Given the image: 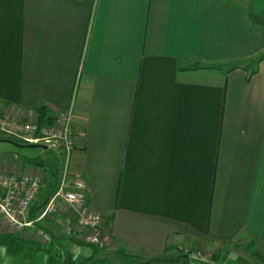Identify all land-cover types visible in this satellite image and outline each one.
I'll use <instances>...</instances> for the list:
<instances>
[{
    "label": "crops",
    "instance_id": "obj_1",
    "mask_svg": "<svg viewBox=\"0 0 264 264\" xmlns=\"http://www.w3.org/2000/svg\"><path fill=\"white\" fill-rule=\"evenodd\" d=\"M261 57L264 0H0V113L70 110L80 144L0 172L46 174L54 155L59 185L86 183L105 245L63 243L78 264H264Z\"/></svg>",
    "mask_w": 264,
    "mask_h": 264
},
{
    "label": "built area",
    "instance_id": "obj_2",
    "mask_svg": "<svg viewBox=\"0 0 264 264\" xmlns=\"http://www.w3.org/2000/svg\"><path fill=\"white\" fill-rule=\"evenodd\" d=\"M0 132L24 145L45 146L46 151L63 154L67 160L80 147L70 110L58 113L44 123L38 119L32 121L10 113H0ZM67 177L64 173L58 190L51 195L37 218L30 220V210L42 187V173L0 172V215L16 232L24 233L28 228L34 229V240L50 244L52 236L36 225L56 216L60 212L58 201L62 200L74 215L76 227L85 230L83 240L86 244L102 249L105 245L102 216L87 207V185L81 179L69 182ZM76 230L77 228L71 226L68 228L69 232ZM197 255L201 256V253Z\"/></svg>",
    "mask_w": 264,
    "mask_h": 264
},
{
    "label": "rangeland",
    "instance_id": "obj_3",
    "mask_svg": "<svg viewBox=\"0 0 264 264\" xmlns=\"http://www.w3.org/2000/svg\"><path fill=\"white\" fill-rule=\"evenodd\" d=\"M6 137V136H5ZM26 145L21 144L18 141H15L12 138L7 137V139H4L3 137H0V161H6L4 160L5 158H8V162L12 163V160L16 159L17 161L20 162H26V158H43L45 156V152H47L46 150L42 149V148H36V149H32V148H26L24 147ZM52 152V151H51ZM54 153V152H52ZM63 155V154H62ZM65 156V155H64ZM55 156L52 155V158H54ZM51 159L50 164L54 165V170H48L45 171L42 170L40 171L43 175V183L42 186L44 185V183L46 181H48V183L50 184L51 182H57V186L59 185V181L60 179L57 177L58 175H60L61 173V166L59 165V161ZM53 162V163H52ZM69 163V162H68ZM67 164V163H66ZM52 165V166H53ZM6 171V170H4ZM44 171V172H43ZM59 171V172H57ZM49 174V176L47 175ZM70 179H68L69 181ZM70 182V181H69ZM59 188V186L57 187ZM52 193L50 190L48 191V189L44 191L43 194H45L44 198L47 199L49 194ZM62 202L61 210L59 213L56 214V216H54L53 218L50 219V221H52L55 225H57L59 227L58 236H62V240H64L62 242V244H54L52 245L51 249L53 250V261H55L56 259H58V257L60 255H63L64 252V245L63 243L66 242H71V241H76L78 243H82V244H86V242L83 240V237L85 235V230L83 229H79L78 227H76V219L74 217V215H70L69 216V207L67 205H65V203L60 200ZM69 216V219H67ZM69 221L71 222V224L68 225ZM46 226V225H45ZM69 226H71L72 228H77L76 231H68ZM35 231V230H34ZM17 233V232H16ZM21 234V233H19ZM31 235V236H30ZM30 237L31 239H34L36 237L35 233L30 234L27 233V231L25 232V237ZM79 240V241H78ZM51 244V243H50ZM50 244H46L47 248L50 247ZM88 245V244H86ZM90 246V247H88ZM88 246H80L77 250V255H76V259H79L81 256L83 257H88L91 256L92 252L94 251L91 247V245ZM243 250H245L246 253L249 254H253V246L248 247V248H243ZM195 257H197V259L195 260H200L201 262L203 261V263L205 264L206 262L204 261V259H200V257L196 256L197 254H193ZM256 255V254H255ZM223 256V254H222ZM204 258V257H202ZM222 259V257L219 258V260ZM49 256L47 253H41L37 260H36V264H49ZM0 264H28L23 260H20L18 258H15L13 256H10L5 248L0 247Z\"/></svg>",
    "mask_w": 264,
    "mask_h": 264
},
{
    "label": "trees",
    "instance_id": "obj_4",
    "mask_svg": "<svg viewBox=\"0 0 264 264\" xmlns=\"http://www.w3.org/2000/svg\"><path fill=\"white\" fill-rule=\"evenodd\" d=\"M264 57H261L256 60V64L261 61ZM257 70H255L256 72ZM253 72V73H255ZM253 75V74H252ZM37 113L39 114V120L41 123L46 121H50L51 117H49V112L45 107H39L37 109ZM26 162L36 165L41 168L48 167L46 163L40 158H26ZM55 189V188H54ZM45 207V204L34 205L33 210L29 215L30 220H35L41 210ZM53 241V240H52ZM52 243L50 247L47 248L46 244L41 243L40 241L31 239V238H23L18 234L12 233H2L0 232V247L5 248L6 252L15 258L25 261L28 264H36V260L41 253H47L49 256V264H78L73 261V258L69 253L66 255H60L58 259L53 261V252L51 250ZM180 258L179 260H181ZM172 260V261H179ZM159 261V260H157ZM152 262V261H151ZM83 264V263H79Z\"/></svg>",
    "mask_w": 264,
    "mask_h": 264
},
{
    "label": "water",
    "instance_id": "obj_5",
    "mask_svg": "<svg viewBox=\"0 0 264 264\" xmlns=\"http://www.w3.org/2000/svg\"><path fill=\"white\" fill-rule=\"evenodd\" d=\"M24 147H26V148H32V149L42 148V149L46 150V147L45 146H41V145H26Z\"/></svg>",
    "mask_w": 264,
    "mask_h": 264
}]
</instances>
